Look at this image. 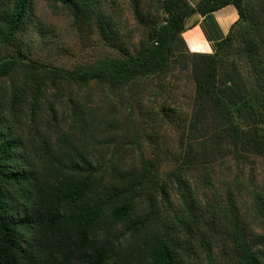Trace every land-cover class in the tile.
<instances>
[{"label": "trees", "instance_id": "obj_1", "mask_svg": "<svg viewBox=\"0 0 264 264\" xmlns=\"http://www.w3.org/2000/svg\"><path fill=\"white\" fill-rule=\"evenodd\" d=\"M99 1L54 0L115 52L70 69L1 54L31 15L30 0H0V264H194L197 255L207 256L201 264H264V235L235 207L244 181L237 175L221 192L211 172L264 157V73H246L233 54L262 32L256 0H131L145 33L134 51ZM229 4L239 18L217 50L192 52L183 37L191 18ZM170 68L192 73L196 99L190 134L163 173L133 101ZM72 84L78 94L66 91ZM124 102L127 125L117 114ZM247 184L264 218V191L252 176Z\"/></svg>", "mask_w": 264, "mask_h": 264}, {"label": "rangeland", "instance_id": "obj_2", "mask_svg": "<svg viewBox=\"0 0 264 264\" xmlns=\"http://www.w3.org/2000/svg\"><path fill=\"white\" fill-rule=\"evenodd\" d=\"M143 1L146 5L151 0ZM255 4L258 12L263 16L264 0H256ZM99 7L111 13L118 21L122 34L127 33L129 36L127 43L130 45V51H134L135 46L138 45L136 43L144 37L145 33L135 18L131 0H116V3L115 0H100ZM30 15L18 42L9 49H3L1 54L28 56L40 63H51L70 69L94 63L106 54H115L114 50L105 44L98 30L78 31L72 24L69 11L60 4H56L54 0H30ZM259 23L262 26V32L257 34L258 37H254L255 46L251 45L247 49L246 45L240 42L234 47L233 53L242 69L252 75L264 73V16ZM160 78L162 79H150L149 83H144L141 89L142 94L147 98L144 100L136 98L133 102L135 103L134 115L143 125L141 132L144 135L146 152L152 155L153 149L158 145L164 158L161 170L167 173L176 165L174 160L177 153L181 151L182 139L190 134V125L194 119L196 83L192 73L178 72L177 68H170L166 75ZM159 87L161 91H158ZM69 89L76 94L80 90L76 84H72L66 91L68 92ZM120 96L115 99L120 101L122 98L121 96L119 99ZM126 107L124 102L120 105L117 114L122 123L127 125L130 118L127 119L129 110ZM134 158H138L137 152L133 153L131 149L130 153L127 152L126 160L128 163H133ZM213 165H215L214 168L210 166L208 171L210 173L212 168L211 172H214L215 181L221 192H224L231 183L237 187L235 183L237 175L239 181H244L246 186L242 183L234 193L235 207L248 229L259 237H263L264 218L256 215L254 211L255 204L252 194L249 193L251 187L248 190L247 181L252 176L259 185L258 192L263 193L264 157L257 158L256 162L245 166L234 162L231 165L223 162H216ZM201 174L202 172L198 171L195 175ZM193 242L196 251L197 242ZM183 246L186 247L184 243ZM206 259L205 255L202 257L197 255L196 258H192V261L194 264H201L205 263Z\"/></svg>", "mask_w": 264, "mask_h": 264}, {"label": "crops", "instance_id": "obj_3", "mask_svg": "<svg viewBox=\"0 0 264 264\" xmlns=\"http://www.w3.org/2000/svg\"><path fill=\"white\" fill-rule=\"evenodd\" d=\"M238 18L237 7L229 4L214 12L191 18V24L183 32V37L192 52L214 53Z\"/></svg>", "mask_w": 264, "mask_h": 264}]
</instances>
